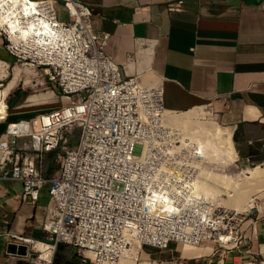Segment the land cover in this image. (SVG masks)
<instances>
[{"label": "built area", "instance_id": "1", "mask_svg": "<svg viewBox=\"0 0 264 264\" xmlns=\"http://www.w3.org/2000/svg\"><path fill=\"white\" fill-rule=\"evenodd\" d=\"M38 2L50 8L55 41L13 42L1 31L5 48L16 63L50 75L69 102L9 122L0 136V182H21L20 199L31 204L44 187L49 193L42 240L7 234L10 244L27 247L15 256L44 264L36 245L54 254L64 244L76 249L81 264H120L143 247L165 250L174 242L213 244L210 256L221 258L240 248L245 236L236 224L246 214L220 206L218 196L207 193L209 186L216 190L220 173L231 175L234 163L221 165L218 149L207 146L208 137L216 140L215 130L168 121L166 113L175 112L164 106L162 85L148 78V70L122 76L105 51L108 34L93 30L86 4ZM46 154L59 161L50 178L41 168Z\"/></svg>", "mask_w": 264, "mask_h": 264}, {"label": "crops", "instance_id": "2", "mask_svg": "<svg viewBox=\"0 0 264 264\" xmlns=\"http://www.w3.org/2000/svg\"><path fill=\"white\" fill-rule=\"evenodd\" d=\"M80 1L92 11L93 30L108 34L105 51L122 76L148 70L162 85L164 106L169 111L185 112L215 104L220 122L234 136L244 139L236 153V163L246 168L264 166V0ZM63 16L65 12L61 11ZM0 61L6 68L16 63L5 48L1 31ZM16 69L20 74L10 91L24 73H29L28 69L15 67L7 87ZM51 93L29 97L27 106L49 102L54 98ZM3 99L0 102H5ZM5 106L7 109L6 102ZM6 114V120H0V136L9 122L32 118L20 116L27 113L5 110L0 119ZM254 129L261 135H245ZM52 157L46 154L42 160L46 177ZM22 187L15 180L0 182V264H28L24 258L8 253L7 234L44 238L48 187L40 191L34 204L20 199ZM241 231L244 243L229 253L226 264L241 262L250 254L264 259V205L255 219H244ZM204 249H185L175 242L165 250L143 247L140 257L145 262L136 258V264H217L202 257L210 254H205ZM54 264L81 263L75 248L60 244Z\"/></svg>", "mask_w": 264, "mask_h": 264}, {"label": "bare ground", "instance_id": "3", "mask_svg": "<svg viewBox=\"0 0 264 264\" xmlns=\"http://www.w3.org/2000/svg\"><path fill=\"white\" fill-rule=\"evenodd\" d=\"M49 9V7H45V5L34 0H0V27L3 28L2 31H4L13 42L25 40L36 42L40 46L52 44V42L55 41V29L53 27V21L51 20L50 14L51 11ZM19 74L20 71L16 69L14 79L10 82L7 89H4L5 91L3 93L1 92L0 98L2 97L5 99L7 91L13 86L15 79ZM45 103L47 102H44V104ZM201 109L202 107L185 112H168L166 113L165 118L177 126L185 128V126L188 125V129L194 128L207 132L214 129L215 132L213 137L216 135V140L208 137L207 146L216 147L218 149V158H224L229 153L227 152L229 151L228 149H230L228 146H231L232 144L229 138L219 131V125H217V123L214 124L210 121H206V119H202L201 122L197 120V118L199 119L201 116L203 118L205 115ZM5 110V102L2 101L0 102V115L4 114ZM222 144L225 148H222ZM248 174L249 176L247 179L243 180V187H241L239 191H234L233 187L229 186L228 182L232 177H227L228 174L227 176L225 175L226 177H223L225 179L223 182H220V179L217 176L216 190H213L209 186L207 188V193L216 194L220 206H225L226 203V199L222 198L223 196L234 201H242V204L244 202V205L240 210H242V212L247 211L254 205V196L264 192V168L257 166L249 171ZM245 182L247 183L245 184ZM235 210L241 212L239 209ZM36 249L41 252L40 261L44 262V264L51 262L53 249L40 244L36 245ZM46 249H51V251L42 253V251ZM209 250H212V248L204 249V253H209ZM136 258L137 257L133 256L129 259H124L120 264L126 260L128 261L127 263L125 262L126 264H136Z\"/></svg>", "mask_w": 264, "mask_h": 264}, {"label": "rangeland", "instance_id": "4", "mask_svg": "<svg viewBox=\"0 0 264 264\" xmlns=\"http://www.w3.org/2000/svg\"><path fill=\"white\" fill-rule=\"evenodd\" d=\"M38 1V0H37ZM59 9V15L61 10L60 5L57 6ZM60 19H62L60 17ZM66 17L63 16L62 20H65ZM0 27V31L3 30V28ZM0 63H2L0 65V92L4 91V89L7 87V84L9 83V81L12 79L13 77V70L15 67H20L22 70L28 69L29 73L28 74H23V77L20 79V81L17 83V85L10 91L9 93L6 95L5 97V102L6 105L8 107V109H6L7 112L9 113H16V112H20V113H27L25 115H20V116H27V117H33L34 115L40 113V112H51L54 109H57L58 107H61L64 104H67L69 102V98L68 97H64L62 96L57 89H55L54 87V82L52 80V78L50 77V75H46L44 73V70L41 69H36L33 67H28L25 65H22L21 63H12L9 64L8 67L6 68V64H4L2 61H0ZM149 76L148 78L153 79L154 81H156V79L150 72H148ZM6 75V77H5ZM49 88V89H48ZM52 89L54 90V98L52 100H50L49 102H47V104H38V105H30L27 106V99L33 95H39V94H44L47 93L48 91H52ZM52 94V93H51ZM201 109V111L205 114L204 117L202 118L199 117V119L197 118L198 121L201 122L202 119H206V121H210L212 123H217L218 129L222 134H225V136L227 138H229L230 142H231V146L229 145L228 147H230V149H228L229 152L228 155H226L224 158H219L220 163H224V164H228L230 162H233V166H232V170H231V175H226L223 173H220L218 175L220 182L223 180H225L223 177H232L229 179V186L233 187L234 191H239L241 189V187H243V180L247 179V177L249 176L248 172L251 171L252 169H254L256 166L255 165H250L249 167H243L241 164L236 163V159H237V151L239 149V145H242V141H244V139L240 136L236 137L231 133V129L225 125H223L220 120L218 119V112L216 109V105L212 104V103H208L205 104ZM39 110V111H38ZM38 111L37 113L34 114V112ZM185 128H189L188 125L185 126ZM245 135H249L250 137H255V136H259L260 131L258 129H254V131L252 130L251 132H249L248 134L245 133ZM244 135V136H245ZM76 138V137H75ZM75 138L72 140V143L75 142ZM217 146V145H216ZM222 148H225L222 144ZM135 154L139 155L140 154V148H136L135 149ZM231 154V155H230ZM219 157V156H218ZM42 169L45 168L44 164L41 163ZM264 168V166L262 167ZM59 169V161L57 159V155L53 154L52 157V161L48 164V173H47V177L50 178L53 173L55 171H57ZM47 170V168L45 169ZM247 172V173H246ZM242 174V175H241ZM50 175V176H49ZM224 175V176H223ZM226 175V176H225ZM234 180V181H233ZM241 183V184H240ZM247 182H245L246 184ZM222 198L226 199V203L225 206L223 205L222 207L226 208V209H230V210H234L235 209H242L244 202L242 204V201H234L231 199H228L226 196H223ZM264 205V192L260 193V194H256L254 196V205L253 207L249 208L247 211L242 212V210H240L241 212H238L239 214H246V216H244L245 218L248 216H251L252 219H255L256 216L258 215V209L260 207H262ZM241 228H242V224H236V230H240V234H241ZM182 246V245H181ZM183 247V246H182ZM214 245L213 244H208L205 248H213ZM185 249L189 247H184ZM233 250H238V249H233ZM232 250V251H233ZM46 251H51V249H46L44 251H42V253H45ZM53 251V250H52ZM57 251V249H56ZM56 251L53 254V259H52V264H54V260H55V256H56ZM232 251H227L228 253L225 254V257L221 258L218 255H212L210 256V252L211 250H209L208 252L210 253L209 255H203L202 257L208 259V260H213V262L215 261L217 264H226V257L229 255V253H231ZM141 253V252H140ZM140 253L135 255V257L138 258V260H142L140 257ZM221 260H223V262H221ZM126 263L128 262L127 260L125 261ZM125 262H122L121 264H126ZM142 262H145L144 260H142ZM214 262V263H215ZM232 264H264V259L263 258H259L257 256H254L252 254H250V256H248L247 258H244L241 262L238 263H233Z\"/></svg>", "mask_w": 264, "mask_h": 264}, {"label": "water", "instance_id": "5", "mask_svg": "<svg viewBox=\"0 0 264 264\" xmlns=\"http://www.w3.org/2000/svg\"><path fill=\"white\" fill-rule=\"evenodd\" d=\"M27 252L26 246H17L16 244H9L8 253L12 255H25Z\"/></svg>", "mask_w": 264, "mask_h": 264}]
</instances>
